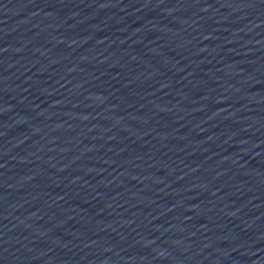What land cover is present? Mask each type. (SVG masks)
<instances>
[{
  "label": "water",
  "instance_id": "95a60500",
  "mask_svg": "<svg viewBox=\"0 0 264 264\" xmlns=\"http://www.w3.org/2000/svg\"><path fill=\"white\" fill-rule=\"evenodd\" d=\"M0 264H264V0H0Z\"/></svg>",
  "mask_w": 264,
  "mask_h": 264
}]
</instances>
